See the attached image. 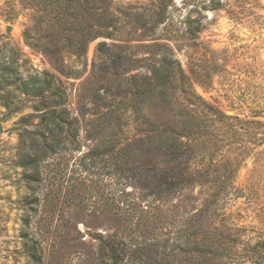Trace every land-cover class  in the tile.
Segmentation results:
<instances>
[{"label": "rangeland", "instance_id": "rangeland-1", "mask_svg": "<svg viewBox=\"0 0 264 264\" xmlns=\"http://www.w3.org/2000/svg\"><path fill=\"white\" fill-rule=\"evenodd\" d=\"M147 1L112 0L117 23L111 37L89 41L81 58L66 54V65L80 77L64 78L44 53L22 37L30 14L38 13L40 0H0V56L15 60L13 73L24 69L54 73L63 79L72 111L81 88V97H102L105 105H114L111 115H120L121 129L114 128L113 136L97 126L98 139L88 142L81 132L83 145L74 155L97 144L109 147L113 138L125 148L108 160L96 158L89 172L75 168V175L85 181L74 183L73 199L70 188L40 201L28 228L36 239L39 264H112L102 245L106 237L124 241L119 244L123 264H208L206 257L212 258V264H264V0H246L245 10L234 15L225 11L226 6L204 10L198 33L189 37L177 32L170 39L160 27L149 31L151 25L137 18ZM172 1L168 11L183 29L178 20H184L192 4L176 6L180 0ZM125 10L131 15L125 16ZM99 41L116 44L118 50L112 54L120 46L125 49L126 76L147 74L166 51L163 44H169L196 94L231 119L212 120L208 111L187 103L185 97L192 96L173 86L164 95L110 96V83L125 88V74L82 85L93 60L98 61L96 74L100 73ZM15 94L12 91L10 96ZM86 98L84 105L91 107ZM16 105L21 109L8 113L0 104V264L27 261L20 237L24 188L14 151L20 119L29 108ZM162 130L186 135L182 141L191 148L190 167L197 169L199 180L166 199L152 200L151 195L144 196L152 188L147 192L138 183L151 186L165 180L159 168L166 166L155 154V139L159 141ZM76 157L70 163L76 165ZM153 166L157 169L150 172ZM136 170L147 178L136 177ZM117 191L122 193L120 202H108L106 195ZM151 201L155 204L148 206Z\"/></svg>", "mask_w": 264, "mask_h": 264}, {"label": "trees", "instance_id": "trees-1", "mask_svg": "<svg viewBox=\"0 0 264 264\" xmlns=\"http://www.w3.org/2000/svg\"><path fill=\"white\" fill-rule=\"evenodd\" d=\"M111 1L40 0L37 2L38 13L30 14V22L22 31L24 42L44 53L50 65L64 78H79L76 70L66 65L65 56L69 54L81 58L84 56L89 41L98 37H111V30L116 27L117 23L115 10H112L110 6ZM181 3L182 5L192 4L184 20H178L183 24V29L173 21L168 11L174 6L172 0H148L143 6V11L141 13L137 11V18L146 20L151 25L149 31H155L160 27L168 39L174 38L173 33L177 32L192 37L202 29V18L204 17L202 11L226 6L225 11L234 15L242 13L246 6V0H180L176 1L175 5ZM125 12V16L131 15L129 11L125 10ZM192 13L196 14V18L192 17ZM163 46L167 48L166 51H163L158 62L148 69L147 74L126 76L129 71L127 65L129 60L126 59L125 49L120 46V50L112 54L111 51L118 50V46L116 44L106 46L105 41H99L96 50L102 53V57L98 60H103L100 65L104 66L103 68L99 66L100 73L96 74L98 61L93 60L89 76H86L81 83L84 85L93 80L104 82L109 80V76L118 77L125 74L126 81L123 84L125 88L121 87L122 84L110 83L108 85L111 90L110 96L130 93L140 98L152 93L164 95L165 89L173 86L184 95L192 96L185 97L187 103L195 108L208 111L210 114L208 117L212 120L231 119L230 116L225 115L196 94L179 59L173 54L172 47L166 43ZM14 64H16L15 60H8L4 55L0 56V104L8 110V113L21 109L16 105L18 102L29 108V111L20 119L14 162L16 167L20 168L19 180L24 188L20 198L25 210L20 219V237L27 259L26 264H39L41 257L36 239L28 228L31 219L37 214L40 201H48L54 195L56 196V193L59 196L60 193L70 188H72L69 194L70 199H73L71 195L76 190L74 183L83 184L85 181L75 175V168L89 172L96 158L102 157L108 160L114 153L122 151L121 149L125 150V148L117 146L118 141L113 138L109 147L103 148L97 144L76 157L74 154L81 151L83 145L80 139L81 132L85 133V139L88 142H92L98 139L95 138L99 134L97 126L102 128V133L105 129H109L111 134L114 128L121 129L118 124L120 115H111L114 105H105L102 97L89 100L81 97L83 94L80 88L76 99V111H72L61 77L47 71L32 73L27 69L13 73ZM17 68L19 69V65ZM12 91L17 94L10 96ZM85 98L90 102L91 107L84 105ZM161 136H163L162 139ZM184 136L186 135L174 134L167 130L158 132L159 141L155 139V154L162 157L160 162L166 166L159 168L165 180L163 183L151 186L147 182L138 183L141 189L147 192L152 188L151 192L144 195L145 197L151 195L152 200H163L179 189L198 183L199 179L195 175L197 169L191 170L190 167L193 159L191 148L187 142L182 141ZM164 154L168 156V159H163ZM74 157L78 159L76 165L73 164L75 161L70 163ZM124 163H127L126 159ZM117 168L119 169L118 165ZM155 169L157 167L153 166L149 171L152 172ZM133 174L136 177L141 175L147 178V175H143L140 170L134 171ZM120 194L122 193L118 194V191L117 193L110 192L106 195V199L108 202L113 199L119 201ZM154 204L155 201H151L148 206ZM102 243L112 264H123V254L119 249V244H123L124 241L117 240L116 242L114 238L106 237L102 239ZM205 259H209L208 264L213 263L212 258L206 257Z\"/></svg>", "mask_w": 264, "mask_h": 264}]
</instances>
